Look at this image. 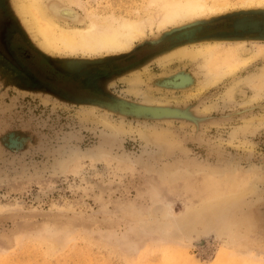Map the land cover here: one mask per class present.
<instances>
[{
  "label": "rangeland",
  "instance_id": "obj_1",
  "mask_svg": "<svg viewBox=\"0 0 264 264\" xmlns=\"http://www.w3.org/2000/svg\"><path fill=\"white\" fill-rule=\"evenodd\" d=\"M0 1L18 29L6 38L2 5L0 65L26 73L17 88L0 75V264H264L263 56L216 83L202 57L158 64L191 29L242 38L248 56L264 44L263 9L227 0L119 55L53 58ZM78 2L82 27L147 0ZM147 113L175 119L133 118Z\"/></svg>",
  "mask_w": 264,
  "mask_h": 264
},
{
  "label": "bare ground",
  "instance_id": "obj_2",
  "mask_svg": "<svg viewBox=\"0 0 264 264\" xmlns=\"http://www.w3.org/2000/svg\"><path fill=\"white\" fill-rule=\"evenodd\" d=\"M10 1L21 25L41 50L53 58L59 55L80 54L98 57L97 59L125 53L131 49L135 41L144 38L148 31L152 33L154 28L159 31L165 29L166 26H170L172 29L186 24L210 21L217 17L221 11L231 6L227 0H147L142 11H138L136 16L85 15V20L82 21L84 26L77 27L75 24L81 21L75 11V6H81L78 0ZM236 5L242 8L264 10V0H240L238 3L236 2ZM201 28L203 27L200 26L196 29ZM193 30L183 31L177 35L176 37L183 38L185 43L164 52L157 63L164 66L174 59L202 57L203 67H201L207 72L205 74L210 76L208 83H216L223 76L225 78L226 75H233L240 68H244L251 60L255 61L256 59L253 60L255 57L263 56V68L259 77H256V82L264 83V44H257L254 40L249 42L253 49L251 54L248 52L249 55L245 56L243 52L246 41L242 38H212L200 41L194 38ZM262 38L264 39V34ZM60 59L61 62L70 60L68 58ZM137 77H139L138 74ZM167 82L169 83V81ZM182 82L181 80L180 86H183ZM173 84L175 85L174 81ZM237 84L232 85V88H236ZM259 90L263 91L264 86H261Z\"/></svg>",
  "mask_w": 264,
  "mask_h": 264
},
{
  "label": "flooded vegetation",
  "instance_id": "obj_3",
  "mask_svg": "<svg viewBox=\"0 0 264 264\" xmlns=\"http://www.w3.org/2000/svg\"><path fill=\"white\" fill-rule=\"evenodd\" d=\"M3 5L2 1H0V7ZM5 6L3 5L2 6V11L4 12V16L7 18L8 22L10 23L9 26H7L5 28L6 30V38L8 39L9 37L13 36L14 34H17L18 33V29L17 27H14V26H17L14 24V19L12 18V16L10 15V13L6 10V8H4ZM1 60V59H0ZM125 67V66H124ZM105 68V67H104ZM123 68L122 66L119 67V69ZM109 73V69H106L105 70V73ZM104 73V72H103ZM0 75L2 77H5V78H8L10 83L15 86H16V82L14 81L15 77H22L25 79V76H26V73L23 71L21 72H18L17 70L13 69L12 67L10 68H3L1 65H0ZM95 75V74H93ZM94 76L91 77V79L93 78ZM66 99H71L70 97H67Z\"/></svg>",
  "mask_w": 264,
  "mask_h": 264
},
{
  "label": "water",
  "instance_id": "obj_4",
  "mask_svg": "<svg viewBox=\"0 0 264 264\" xmlns=\"http://www.w3.org/2000/svg\"><path fill=\"white\" fill-rule=\"evenodd\" d=\"M228 16H224V17H221L220 19H224V18H227ZM219 18H217V19H215V20H218ZM162 34V33H161ZM161 36V35H160ZM160 36H158L157 37V39L160 37ZM156 42H158L157 40H155V39H153V40H151V41H149V42H145L144 41V43H149V44H154V43H156ZM143 43V42H142ZM123 56H119V57H116V58H114V60L115 59H120V58H122ZM151 58V57H150ZM149 58V59H150ZM148 59V60H149ZM158 87H161V88H164V87H162V86H160V85H157ZM117 98V97H116ZM130 102V101H129ZM172 108H176V107H172ZM150 113H147L146 115L145 114H142V115H139L138 117H134V115H133V118H136V119H150V120H163V119H169L170 117H173V116H175V115H170V116H168V118H167V116L166 117H161V116H157V115H149ZM128 116H130V117H132V115H128ZM171 119H175V118H170V120Z\"/></svg>",
  "mask_w": 264,
  "mask_h": 264
}]
</instances>
